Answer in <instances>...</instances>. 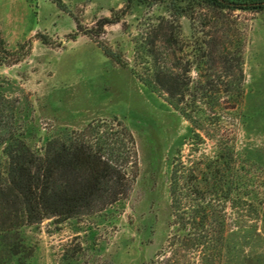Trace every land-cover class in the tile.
<instances>
[{
    "label": "rangeland",
    "instance_id": "1",
    "mask_svg": "<svg viewBox=\"0 0 264 264\" xmlns=\"http://www.w3.org/2000/svg\"><path fill=\"white\" fill-rule=\"evenodd\" d=\"M124 4L0 0V29L10 58H19L0 64V102L13 116L14 134L42 153L52 138L121 121L135 138L139 163L130 195L101 211L62 221L21 220L0 229V264H202L201 251L183 245L191 225L182 228L174 221L171 178L175 166L202 170L217 164L219 144L233 156L222 167L230 195L213 200L225 225L215 263L264 264V10L233 13L245 40L240 107L214 115L203 104L197 114L202 127L195 128L165 93L149 88L138 75L149 64L136 57L137 40L151 25L170 19L166 3L135 1L121 22L105 27L100 43L83 33L73 37L78 22L93 26ZM179 22L183 39L201 35L187 16ZM103 46L117 60L107 57ZM186 51L180 54L183 61L193 58L192 50ZM191 76L198 81L196 64ZM7 167L1 145V175Z\"/></svg>",
    "mask_w": 264,
    "mask_h": 264
},
{
    "label": "trees",
    "instance_id": "2",
    "mask_svg": "<svg viewBox=\"0 0 264 264\" xmlns=\"http://www.w3.org/2000/svg\"><path fill=\"white\" fill-rule=\"evenodd\" d=\"M135 1L166 3L170 19L162 18L137 40L136 57L149 64L141 81L167 95L171 104L195 128L202 127L198 113L206 104L214 115L220 110L240 107L244 97V38L233 13L238 10H264V2L244 0H125L121 10L99 18L93 26L77 23L79 33L97 38L105 27L119 23ZM251 7V8H250ZM187 16L195 22L201 35L194 40L181 36L179 19ZM100 43V42H99ZM102 46V45H101ZM191 49L193 58L180 54ZM107 57L114 52L103 46ZM190 55V54H189ZM0 29V64L16 63ZM172 61V62H171ZM198 81L191 76L193 65ZM223 95H228L225 97ZM230 99L224 104L222 98ZM0 102V146L8 157L6 174H0V229L26 221L40 223L47 218L65 220L78 215L101 211L127 198L138 177V153L132 132L121 121L107 125H90L80 132L52 138L44 152L34 151L23 136L12 129L13 116ZM107 125V126H106ZM105 126L104 128H102ZM221 153L204 169L175 166L170 192L174 221L182 228L191 225L185 248L201 251L202 264H216L224 240L225 225L213 203L225 192L222 167L232 160V150L219 144Z\"/></svg>",
    "mask_w": 264,
    "mask_h": 264
}]
</instances>
